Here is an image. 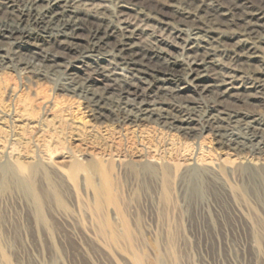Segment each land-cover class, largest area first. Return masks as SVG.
I'll list each match as a JSON object with an SVG mask.
<instances>
[{"label":"rangeland","instance_id":"1","mask_svg":"<svg viewBox=\"0 0 264 264\" xmlns=\"http://www.w3.org/2000/svg\"><path fill=\"white\" fill-rule=\"evenodd\" d=\"M85 20L83 34L98 26ZM157 45L184 56L180 39ZM20 70H0V264H264V155L253 160L208 133L196 142L155 124L102 123L83 99L56 88L61 74ZM250 105L243 108L264 112V103ZM146 163L168 171L156 177L140 170ZM240 165L263 175L247 191L232 173ZM188 166H219L232 195L198 176L181 205L176 189ZM233 199L248 220L233 213Z\"/></svg>","mask_w":264,"mask_h":264},{"label":"bare ground","instance_id":"2","mask_svg":"<svg viewBox=\"0 0 264 264\" xmlns=\"http://www.w3.org/2000/svg\"><path fill=\"white\" fill-rule=\"evenodd\" d=\"M113 1L109 9L93 0H0V70L17 67L49 80L61 74L56 88L83 99L102 123L155 124L196 142L208 133L221 146L260 159L264 112L243 106L264 103V0ZM85 18L98 26L83 34ZM164 35L180 39L184 56L157 45ZM233 167L243 191L263 178L247 165ZM141 169L156 177L168 171L154 163ZM179 174L181 205L198 176L232 195L219 166H188ZM232 201L233 213L248 220L244 206ZM93 240L107 252L99 236Z\"/></svg>","mask_w":264,"mask_h":264}]
</instances>
